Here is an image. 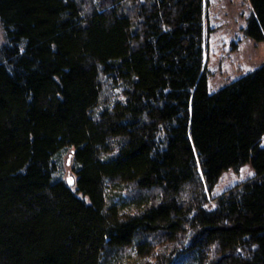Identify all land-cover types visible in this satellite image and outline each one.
I'll return each instance as SVG.
<instances>
[{
	"label": "trees",
	"instance_id": "trees-1",
	"mask_svg": "<svg viewBox=\"0 0 264 264\" xmlns=\"http://www.w3.org/2000/svg\"><path fill=\"white\" fill-rule=\"evenodd\" d=\"M205 11L0 0V264H264V63L210 92Z\"/></svg>",
	"mask_w": 264,
	"mask_h": 264
},
{
	"label": "rangeland",
	"instance_id": "rangeland-1",
	"mask_svg": "<svg viewBox=\"0 0 264 264\" xmlns=\"http://www.w3.org/2000/svg\"><path fill=\"white\" fill-rule=\"evenodd\" d=\"M205 15L207 37L204 56L209 74L208 89L214 92L264 63V41H253L242 31L250 15L247 0H206ZM1 40L0 30V43ZM260 143L264 147V136ZM57 163L60 167L58 176L72 182L73 171L67 152L59 154ZM253 175L249 162L237 171L226 170L211 189L210 195H221Z\"/></svg>",
	"mask_w": 264,
	"mask_h": 264
}]
</instances>
